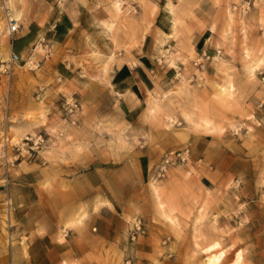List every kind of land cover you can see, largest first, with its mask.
Instances as JSON below:
<instances>
[{
    "label": "rangeland",
    "instance_id": "374dc122",
    "mask_svg": "<svg viewBox=\"0 0 264 264\" xmlns=\"http://www.w3.org/2000/svg\"><path fill=\"white\" fill-rule=\"evenodd\" d=\"M236 1L188 0L191 6L199 7L204 30L189 46L181 30L173 27L171 36L157 38L158 56L169 59L161 68L168 75L163 79L167 88L157 90L156 98L150 99L151 111L134 126L122 118L109 96L91 101L82 98L87 84L79 88L73 85L82 83V76L105 75L115 55L102 58L91 50L77 55L64 43L44 38L18 52L20 59L10 75L0 72V165L7 158L12 162L9 174L32 164L44 176L62 179L74 176L77 166L99 158L107 167L129 164L135 183V162L141 153L149 149L151 155H161L186 144L192 133H208L228 154L226 182L215 184L221 188L206 182L209 188L202 190L194 180L187 183L180 177L178 170L188 169L192 163L172 166L177 168L171 167L164 178L149 182L145 178L137 183L139 196L135 198L140 203L153 199L154 222L164 225L163 230H153L152 263L204 264L209 253L204 247L218 240L221 246L213 252L226 251L218 264L234 261L240 250L241 258L234 264H264V12L239 14L230 8ZM25 4L26 0L8 1L20 20ZM129 9L135 12L132 6ZM164 38H170L169 44ZM11 44L0 9V64L8 61ZM201 50H206L209 58L202 66H193ZM178 66L186 67L181 76L174 74ZM101 89L105 93V88ZM71 97L79 106L67 113L65 98ZM6 129L7 137L16 133L17 139L3 142ZM54 187L64 193L73 191L65 180ZM212 195L215 199L210 202ZM179 198L183 207L196 209L191 217L183 218V227L174 216L180 209ZM134 217L126 216L130 225ZM2 224L0 212L2 259L8 264H29V260L17 262L15 254L12 259ZM13 245L24 247L25 237L20 241L15 238Z\"/></svg>",
    "mask_w": 264,
    "mask_h": 264
},
{
    "label": "crops",
    "instance_id": "0c3cea01",
    "mask_svg": "<svg viewBox=\"0 0 264 264\" xmlns=\"http://www.w3.org/2000/svg\"><path fill=\"white\" fill-rule=\"evenodd\" d=\"M119 2L26 0L22 20L17 17L20 28L10 49L21 53L44 38L64 43L77 55L90 50L102 58L115 55L114 63L105 75L82 76L83 82L76 81L73 85L79 88L87 84L82 98L88 97L91 101L109 96L122 118L134 126L147 111H151L150 99L156 98L157 90L167 88L163 79L168 75L161 68L162 62L169 59L163 58L162 54L158 56L157 38L170 35L173 27L181 30V37L189 46L204 29L199 7L191 6L188 0L173 2L180 14L179 23L175 25L167 0ZM17 4L21 5V2L17 1ZM152 4L156 8H152ZM131 6L135 12H131ZM164 39L165 43L170 40ZM172 41L175 42L171 38ZM103 87L105 93H102ZM186 145L192 152V164L188 169L178 170L179 176L187 183L194 180L202 190L209 188L206 182L214 188L219 187L215 184L224 185L228 155L225 147L213 143L204 132L190 134L187 143L176 148ZM172 149L175 148L167 149L161 155H151L149 149L141 153L135 162V183L131 180L129 164L107 167L101 159L93 158L77 166L74 176L62 178L72 186L70 193L54 187L63 183L62 179L46 177L32 164L29 168H17L8 173L7 183L0 179V197L7 194L15 206L13 238L20 241L25 237L24 247L14 246L11 242L10 254H15L17 262L29 260V264H119L120 260L123 264L125 260L130 264H153V230H163L164 225L154 222L157 214L153 199L147 198L140 203L135 198L139 196L137 183L145 178L148 182L155 181L152 176L154 164ZM214 199L213 195L208 198L210 202ZM178 202L180 209L174 216L180 218L183 227L184 217H191V212L195 213L196 209L190 211L183 207L182 198ZM215 211L216 208L212 212ZM126 216H139L146 225L147 234L138 236L135 243L128 241L130 223ZM3 256L0 255V264H8Z\"/></svg>",
    "mask_w": 264,
    "mask_h": 264
},
{
    "label": "built area",
    "instance_id": "2783aa9c",
    "mask_svg": "<svg viewBox=\"0 0 264 264\" xmlns=\"http://www.w3.org/2000/svg\"><path fill=\"white\" fill-rule=\"evenodd\" d=\"M9 0H0V9L3 17L6 21V33L8 37L14 40V35L18 32L20 28V23L18 18H16L11 8L8 5ZM231 10L239 14H247L253 9L260 8L264 12V0H238L232 2L230 6ZM135 10V8H134ZM48 48L46 53H48ZM209 58L206 50H201L198 52L196 58L192 61L193 66H202L204 61ZM20 55L11 50L9 54L8 61L0 64V72H5L10 75L13 64L19 61ZM2 62V61H1ZM38 63L35 64L37 66ZM186 70L185 66L174 67L175 75H182V72ZM193 75V74H192ZM192 78V76H191ZM79 106V103L74 98H65V108L67 113L74 112ZM66 120V118H65ZM12 162L7 158L0 165V173L2 175V180L8 182V168ZM192 163V152L188 145L175 148L165 152L160 159L154 164L152 168V176L154 179L164 178L169 169L174 165L189 166ZM1 204L4 207L1 208V215L4 222V229L6 230L9 245L15 239L13 238V231L15 230V223L13 221V212L15 206L11 201V198L6 194L4 200H1ZM146 233L145 224L139 216H135L128 228V241L133 243L136 241L138 236H142ZM125 264H130L129 260H125Z\"/></svg>",
    "mask_w": 264,
    "mask_h": 264
},
{
    "label": "bare ground",
    "instance_id": "6f19581e",
    "mask_svg": "<svg viewBox=\"0 0 264 264\" xmlns=\"http://www.w3.org/2000/svg\"><path fill=\"white\" fill-rule=\"evenodd\" d=\"M181 1V0H180ZM186 1V0H185ZM14 2V1H13ZM117 3V2H116ZM120 3V2H119ZM16 3H14L13 4V6L15 5ZM186 4V3H185ZM188 4H189V2H188ZM17 5V4H16ZM117 5V4H116ZM119 5V4H118ZM182 6H183V4H182ZM165 7V6H164ZM152 8H156V5L155 4H152ZM167 8H168V10H169V12H170V16H174V18H173V25H175L176 24V22H178L179 20H178V16L180 15H178V13H177V11H176V9H175V3H173L171 0H168L167 1ZM14 9H15V7H14ZM17 9V8H16ZM184 9H186V8H184ZM186 11V13H187V9L185 10ZM179 12H181V11H179ZM182 13V12H181ZM182 15V14H181ZM183 16H185V15H183ZM179 23V22H178ZM172 30V29H171ZM174 32V31H173ZM164 33V32H163ZM176 35V34H175ZM171 36V35H170ZM254 63V62H253ZM253 68V67H252ZM40 90V89H39ZM67 121V120H66ZM9 132V129H6V130H4L3 131V135H4V137H3V142H5V141H12V140H14V139H17V137H16V133H15V135H11V136H9V137H7V133ZM2 140V139H1ZM9 158H11V157H9ZM11 169V168H10ZM104 200V199H103ZM105 203V202H104ZM108 203V202H107ZM166 213V212H165ZM82 216V215H81ZM81 216H79V217H81ZM168 216V218H171L170 216H169V214L167 215ZM79 220H80V218H79ZM3 225V224H2ZM63 232V231H62ZM163 241V240H162ZM135 243V242H134ZM164 244V243H163ZM219 246H221L220 245V241H218V240H214L213 242H211V243H209L208 245H206V247H204V251L205 252H209L205 257H204V259H203V263L204 264H218V263H220L222 260H223V258L226 256V251H225V249H220V250H218V251H216V252H213V250L214 249H216L217 247H219ZM228 249V248H227ZM167 250V249H166ZM170 251V250H169ZM241 258V250L240 251H238L237 252V255H236V258L234 259V261H232V262H230L229 264H234L235 263V261H237V260H239Z\"/></svg>",
    "mask_w": 264,
    "mask_h": 264
}]
</instances>
